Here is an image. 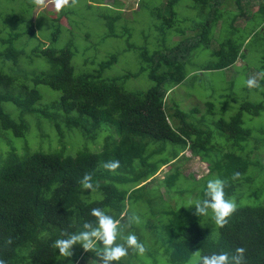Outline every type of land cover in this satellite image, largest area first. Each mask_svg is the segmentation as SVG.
<instances>
[{
    "label": "trees",
    "instance_id": "obj_1",
    "mask_svg": "<svg viewBox=\"0 0 264 264\" xmlns=\"http://www.w3.org/2000/svg\"><path fill=\"white\" fill-rule=\"evenodd\" d=\"M187 2L210 8V13L200 20L184 15L181 20L189 24L176 28L170 39L160 32H170L179 18L176 7L186 9L188 4L155 0L149 5L160 21L154 25L157 32L146 29L144 41L131 45L139 51L138 70L113 71L118 53L99 59L100 45L92 53L91 44L83 48L82 67L73 62L82 50L72 41L58 48L40 40L30 53L24 40L17 42L22 32L14 27L4 32L0 25V259L6 264H102L80 243L66 258L51 247L64 238L63 231L79 233L85 222L95 224L93 208L120 221L121 234L134 233L147 249L143 258L129 249L113 264H152L163 258L168 264H192L195 252L232 254L241 246L246 248L247 264H264V162L250 156L264 143V127L248 123L264 111V101L245 99L230 118L221 117L213 125L198 106L187 110L172 96L187 78L188 61L200 47L211 48L218 58L201 70L226 69L237 61L245 67L248 40H258L263 43L262 63L254 72L264 73V0ZM229 2L236 5L234 14ZM146 4L140 0L139 10ZM108 8L102 14L105 38L133 37L130 22L139 10L133 17L125 15V0H114ZM224 15H229L228 24ZM60 31L58 23L52 38L56 40ZM26 33L37 37L34 29ZM35 56L52 66L33 68ZM142 73L149 87L128 88V82ZM259 80L264 95V78ZM40 85L52 90L42 91ZM207 105L214 107L211 101ZM187 149L209 165L201 179L185 176ZM114 160L120 162L115 172L103 167ZM164 166L169 167L164 177L157 176ZM235 172L241 175L233 180ZM86 173L92 177V191L81 189ZM214 178L226 182L225 199L237 204L223 228L215 225L211 211L197 216L195 206H188L204 198L206 183ZM137 201L151 207L150 217L129 227ZM9 237L12 243L6 245Z\"/></svg>",
    "mask_w": 264,
    "mask_h": 264
},
{
    "label": "rangeland",
    "instance_id": "obj_2",
    "mask_svg": "<svg viewBox=\"0 0 264 264\" xmlns=\"http://www.w3.org/2000/svg\"><path fill=\"white\" fill-rule=\"evenodd\" d=\"M102 1L105 2L106 5L102 3ZM102 1L79 0L76 6L66 7L57 14L51 0H46V7H37L33 5L30 0H0V25L3 26L4 32L13 30L12 27H14L16 32H22L23 35L17 42H22L24 40L27 43L26 46L30 53L31 49L35 47L40 40H49L52 46L58 48L72 41L74 43V48L78 47V49L82 50L80 53L75 54L73 62L76 63L78 67H82L81 54L83 53V48L91 44L90 53H92V51L95 52L94 47L100 45L98 50L99 59L106 55L118 53L119 61L113 67V71L120 72L122 69L127 68L140 69L141 62L139 51L131 45L140 44L144 41L146 29H148V33L152 29L157 32L154 25L156 22L159 23L158 21L160 20L157 17H153L149 7L155 0H147V4L145 7L143 6L141 10H139L140 0H125V15L133 17L134 12L139 10L136 12L135 21L130 22L133 37H129L128 35H111L106 38L104 33L107 31V26L105 25L102 14H107L110 10L108 6L111 8L114 5V0ZM185 2L188 4L186 9L185 6L182 7L180 4L176 7L179 11V18L176 19V23L172 26V30L169 29L171 31H166V33L160 32L163 39H170V36L177 32L176 28L180 25L189 24L188 21H182L185 20L183 17L184 15L200 20L202 18L206 19L207 14L210 13V8L202 9V7L195 6L193 2H187V0H185ZM91 3H93V5H89ZM227 6L230 12L233 14L236 12L234 9L236 5L234 3L229 2ZM252 9H258V5L256 3L253 4ZM61 14L63 15L62 17L60 16ZM58 17H61L59 21L57 20ZM229 20V15H224L223 21L226 24L229 23ZM58 23L61 26V31L55 40L52 38V33L55 28H57ZM167 28L168 27H166V29ZM32 29L37 31V37L30 36L26 33L27 31L30 32ZM249 41L247 56L249 66L245 67H241V62L237 61L230 68L201 70V67L215 63L218 58L213 54L211 48L200 47L194 50L187 64V78L179 87V91L172 94L173 98L181 100L182 107L187 110L198 106L202 112L204 111L203 113H206L205 116L208 123L212 124L221 117L230 118L233 113L239 110L240 104L245 99L254 102L264 101L262 86L249 89L245 85V81L249 77L256 76L259 84V79H261L259 78L260 75L256 74L254 70L261 68L262 62H260V52L263 49V43L258 42V40L249 39L248 42ZM33 62L35 64L33 68L38 67L40 70H46L52 66L46 58L42 57L35 56ZM31 69H28V71ZM149 83L150 81L147 75L142 73L139 78L131 79L128 82V88L137 87L147 89ZM39 88L42 91L48 92L52 90L46 85H40ZM226 100L228 101L226 102ZM208 101H211L214 107L207 105ZM6 105L8 108H13V104L10 102ZM246 115L250 116L248 114ZM248 123L252 124L256 129L264 127V111L259 116L249 119ZM185 154L190 157V160L183 163V171L186 177L193 174L197 179H201L208 173L209 165L199 155H193L190 149H187ZM250 156L254 159L259 158L264 162V143L261 144L260 148H256L250 152ZM168 168V166H164L157 176L163 178ZM165 195L166 197L169 196L168 194ZM150 211L151 207H149V205L143 204L142 201H137L131 209V216L133 214L138 215L140 217V223H144L149 219ZM141 258L143 257L141 256ZM152 264L168 263L163 258L162 261Z\"/></svg>",
    "mask_w": 264,
    "mask_h": 264
},
{
    "label": "clouds",
    "instance_id": "obj_3",
    "mask_svg": "<svg viewBox=\"0 0 264 264\" xmlns=\"http://www.w3.org/2000/svg\"><path fill=\"white\" fill-rule=\"evenodd\" d=\"M30 2L37 7H46V0H30ZM54 4L55 11L59 14L66 7H74L79 0H51ZM260 78H264V73H260ZM245 85L249 89L259 88L260 84L256 76L246 79ZM103 167L110 172H115L120 167L118 160L108 161L104 163ZM239 172L233 173L232 179L236 180L240 177ZM90 174H85L80 180L81 189L94 190V185L91 182ZM226 182L220 178H214L206 183L204 190V198L189 202L188 206H195V215L207 216L211 211L212 219L218 228H223L228 224V219L237 210V204L233 199H225L224 189ZM90 215L96 218L95 224L92 222H85L83 224V231L79 233L62 232L64 238L57 239L51 245L52 248L58 249L61 257H71L73 255L71 249L73 245L80 243L85 251H94L99 257L102 264H113L119 262L122 258L128 255V250L132 249L137 255L143 256L147 249L145 245L139 241L134 233H128L126 236L121 234L120 221L114 219L112 216L106 214L100 208H93ZM132 223L139 224L140 217L133 214L128 218L127 226ZM65 237H67L65 239ZM123 240V243H117V239ZM12 243V238L9 237L6 245ZM100 247H97V245ZM246 248L237 247L235 252L230 254L228 252L211 253L202 255L195 252L196 259L192 264H247ZM0 264H6L4 259H0Z\"/></svg>",
    "mask_w": 264,
    "mask_h": 264
}]
</instances>
